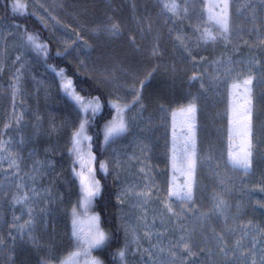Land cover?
<instances>
[{"label": "trees", "instance_id": "trees-1", "mask_svg": "<svg viewBox=\"0 0 264 264\" xmlns=\"http://www.w3.org/2000/svg\"><path fill=\"white\" fill-rule=\"evenodd\" d=\"M62 1L64 10L78 19L81 28L77 26L72 17L66 16L68 24L75 29L77 35L80 37L83 31L91 35L86 41L89 47L86 53L98 67H111L114 64L113 66H117L123 71L130 70L129 76L138 75L140 78H143L145 71L151 70L149 66L159 69L151 86L142 89L143 96L140 102L142 107L138 106L139 109L136 107V112L133 113L132 111L128 114V116H132V113L135 114L138 130L143 131L146 139L128 134L121 136L119 147L124 154L120 161L122 172L118 176L109 170L106 151L101 155L96 146L99 143L101 148L105 149L103 129L111 121L114 109H111V114H109V111L105 110L102 105L95 118L89 120L87 133L93 137L92 150L96 155L94 167L96 176L97 179L101 180V184L106 186L103 189L102 197L99 195L95 198L93 210L99 214L100 226L105 232L116 233L113 241L106 242L103 247L96 249L97 257L102 259L104 264H128L126 257L122 261L118 255V250L124 249L125 238L119 216L121 207L117 196L124 181L127 180L126 182L133 184L132 180L138 173L139 158H134L135 161H132L131 156L140 155L141 152L138 148L147 145V148H150V161H148L151 169L160 167L156 158L159 155L163 158L161 166L165 175L167 168V131L166 128L158 127V124L163 123L165 127V122L167 123L168 112L164 114V110L171 111L183 107L193 96L197 97V147L199 154L194 203L191 211L187 212V216H182L179 222H177L176 217H171L169 220L171 214L167 213L164 208L165 201H162V195L157 194L155 190L147 205V210H149L148 223H153L149 231L161 233L163 236L160 234L159 236L162 239L170 240L180 235V225H183L186 231L194 229L192 240L197 245L198 253H200L195 259L204 256L211 260L212 257L202 250L206 247H215L214 235L219 236L226 233L223 238L229 246H232L240 238L241 229L264 227V208L261 207V202H264V83H261V76L264 74L260 71L261 64L264 63V44L260 45L253 34L250 33L249 35L246 31L241 33L237 39L232 37L229 45H224L222 39L216 41H197L196 39L195 41L196 34L191 33V26L196 25L194 17L173 15L168 17L164 13L158 14L152 0ZM5 2L6 0H0V30H7L10 35L6 38L4 46L0 48V139L3 140L11 134L16 137L17 132L14 130L17 128V124L19 128L21 126L14 119L8 95L9 78L13 71L12 65H15L16 68L19 65L15 62L17 49L20 48L19 32L15 33L17 38H13V30L16 25H19L20 31L26 30L37 37V44L46 43L50 56L57 57V53L64 50L58 44L56 36L24 3L19 1L22 10L13 13L11 11L12 0H8V15L11 19H3ZM141 7H144V10H141ZM108 18H111L118 25L119 35L106 40L103 33L97 31V27L104 25V21ZM132 18L138 22V26L134 27L135 23ZM142 18H146L147 21L144 22ZM127 24L131 28L128 32H126ZM204 24L202 25L203 28ZM90 31L96 32L92 34ZM178 34L183 36V41L182 39H175ZM75 37V35L71 36L73 43H75ZM247 38L250 39L247 40ZM150 39L152 44H149ZM133 48L135 49L133 50ZM235 50L238 53L233 55L232 59L241 58L243 60L238 66H245L244 61L251 63L256 60L261 61L256 71L249 63V70L253 72L255 81L256 115L253 120L252 134L253 163L248 173L233 169L226 163V148L235 145L234 141H227L226 138L227 94L231 77L228 76L225 80L221 79V75H223L221 68L223 67L219 66V62L226 61L231 57V52ZM21 51L25 50L21 49ZM26 51L29 54L24 56V60L27 61V71L30 76L39 77L44 72L58 83L59 76L57 73L59 69L56 65H59L69 69L66 75L72 76L74 87L80 85L85 88V93L82 94L93 89H100L105 92L108 90L104 84L100 83L98 75L93 76L81 69L79 60H73L69 56L66 58L57 57L56 59H48L47 64H45L46 57L43 52L36 49L31 43H29ZM102 52L110 55L103 57L104 63L100 64ZM82 56L86 59V56L83 54ZM192 56H196L197 59L193 60ZM164 63H169L172 70ZM166 68L169 72L165 70ZM78 69L80 70L77 71ZM170 71L175 73V76L178 75V84L168 76ZM193 72L197 74L195 80L192 78ZM87 83H91L93 88L88 89ZM128 84H135L139 88V84L133 78L129 80ZM57 94L63 96V89H58ZM161 105L164 107L163 111H161ZM53 111L55 110H52L51 114L54 116ZM37 113L39 117L43 116L46 123L45 108L41 106ZM56 123H60L58 119L54 121V124ZM5 124H8L11 129L9 127L5 129ZM97 127H99L98 139ZM35 129L33 128L31 135ZM161 134L162 139H160ZM66 137L60 133L51 134L49 138L38 134L24 143L27 144L25 146L26 151H35L37 148L41 151L44 149L49 151L47 158L54 164L53 172L49 175L50 183L53 191L63 195L65 201L68 198L72 200L79 194L78 181L72 172L73 166L69 159L68 150L66 149L61 155L56 156L61 144L66 141ZM0 155L5 157V152L2 149H0ZM101 161L106 164L108 170L100 169ZM2 186L0 188V241H2L0 243V264H13V262L14 264H37V261L45 258L47 251L45 246H48L50 250L54 246V254H60L59 246L56 247V244L54 245L52 242L51 238L54 236L52 233L48 234L53 227L51 223L46 226L49 231L43 229L46 234L44 235L45 241L42 243L31 244L30 241H23L20 237V231L17 230L16 222H12L14 214L21 212V206L13 200V196L18 194L19 188H16V193H10L7 188L6 191L1 190ZM218 193L229 204V210L225 214L209 211L212 209L214 197ZM177 205H179L178 208L174 207L177 211L188 208V205ZM66 207L69 208L68 212H70V203L67 202ZM200 212L208 213L209 218L206 221L193 223L189 218ZM66 221L68 220L64 218L63 224L65 223V229L69 233L70 224ZM63 224L60 225L62 229ZM9 233L12 235L10 236ZM250 238L251 235L245 237L244 242ZM260 238L257 236L258 240Z\"/></svg>", "mask_w": 264, "mask_h": 264}, {"label": "rangeland", "instance_id": "rangeland-1", "mask_svg": "<svg viewBox=\"0 0 264 264\" xmlns=\"http://www.w3.org/2000/svg\"><path fill=\"white\" fill-rule=\"evenodd\" d=\"M20 2L24 3L25 6L29 8V10L34 13L42 22L47 26L50 32H52L56 36V40L60 47L62 49H67L71 55L69 57L73 58V60H79L80 62H83L84 67L81 68L83 71H85L88 74H91L93 76L98 75L100 81L102 79H105L104 73L100 70L101 67L97 66V70L94 72L91 69V65L93 64V61H91V57H89V54H87L88 46H87V39L89 36H91L89 33H85L84 31L81 32V36L77 35L75 32V29L68 24L67 17H72L75 21L78 27H80V24L78 22V19L72 14L66 12L63 7V1L62 0H19ZM155 4V7L157 9L158 14L167 15H173V16H180V17H186V16H192L196 20V25L191 26L192 30L191 33L195 35V41H204L199 39L202 32H204L205 29H208L216 35L215 40L222 39L224 40V45H229L231 38L239 37L241 33L246 31L247 33L253 34V37L256 39V41L260 44H264V40H261L258 38V33L264 32V10L261 9V1L260 0H228L229 3V21H230V33L228 40L223 39L218 35V25L216 24V21L214 19V16L216 13L220 11V6L223 3V0H175V3L180 6L179 11L176 14H173L172 12L168 11L163 7V5L166 3V0H152ZM249 4H254L257 6L256 8V20L253 22L251 20L252 11L248 8ZM186 9V10H185ZM141 10H144V7H141ZM145 12V11H144ZM106 15V13H105ZM146 16V15H145ZM133 17V16H132ZM148 19V17L146 16ZM146 18H142L143 21H147ZM134 21V27L138 26V22L132 18ZM132 22V21H131ZM104 25L107 24H116L111 18H108L106 21H104ZM204 24V28L202 25ZM148 25V23H146ZM81 28V27H80ZM203 28V29H202ZM131 28L129 27V24L126 25V32L130 31ZM237 31H239L237 33ZM92 34L96 31L92 32ZM149 33V32H148ZM235 34V36H232ZM9 32L7 30H0V48L4 46V43L6 41V38L9 36ZM75 37V43H73L71 40V36ZM104 37L107 39H110L111 37L114 38L110 33L104 32ZM153 36V35H152ZM151 36V38H152ZM82 37V38H81ZM80 38V40H79ZM176 40L182 39L183 36L178 34L175 36ZM233 39V38H232ZM250 38H247V40ZM109 41V40H108ZM149 44H152L151 39L149 41ZM192 44H194L192 42ZM135 48H133L134 50ZM238 52L235 50L234 52H231V59L232 56L237 54ZM82 54L86 56V59L83 58ZM227 54V53H226ZM88 57V59H87ZM84 59V60H83ZM233 61V67L236 69L233 73L225 74L224 68H221L223 75H221V79L225 80L228 76L231 77L230 85L228 87V94H227V110H226V116H227V122H226V138L227 141H234L235 145L231 148L236 151H241L245 147V140L239 135H232L230 137V123H229V117L231 114V110L233 105L237 107L243 106L245 103L244 93L242 88H232V84L234 81H242L247 74H252L251 70H249V63L244 61L245 66L239 65L243 62L241 58L238 59H232ZM259 61V60H256ZM15 63V62H14ZM166 66L168 65V68L172 70L171 65L169 63H164ZM259 63H255L254 61L251 63V65L254 67V70L256 71L258 68ZM114 65V64H113ZM107 67L109 70L112 71V74L117 78V80H121L120 85H122V89L120 91V96L122 97L121 103H131L132 102V84H128L129 80L133 78L132 75L127 77L124 76V71L119 69L117 66ZM13 66V65H12ZM81 67V66H80ZM117 67V68H116ZM16 68V67H15ZM13 67V71L11 73V76L9 78L10 84L8 86V95L10 97V104H11V110L14 116V119L17 121V118H19V122L21 126L14 130V132H17L16 137L11 134L8 136L5 141L8 142V147L10 148V154L12 157H18L16 164H12L11 159L9 158V153H5V157L2 159L0 158V188L1 185L2 189L6 191V188L8 192L10 193H16V188L18 187L19 192L18 194H23L24 192H28L29 194V203L26 204L24 202H21V212L19 214L15 215L12 218V222L17 224V227L19 225H23L22 231H20V237L23 239V241L27 240L30 241L31 244H40L44 240V233L43 229L47 230L46 226H49V223L52 224V229L48 232V234L52 233L54 238L52 239V242H54V245L56 244L59 246V250L61 251L60 254H54V246L51 248V250L48 248V246H45L47 251L45 252V258L44 259H51L54 261V264H58L59 261L62 260H68L69 264H84V257L82 254L78 253V246L76 244L75 238H73L71 241H69V235L71 233V209L70 212H68V209L66 207L67 202L70 203V208H72L73 205H76L78 208V212L80 213V220H81V227L86 231L88 228V220L91 214L96 213L93 210V204L95 198H97L99 195L93 198V201L90 205H85L83 197L85 193L83 192L80 183H79V177H76L78 183V191L79 194L76 195L72 200L71 199H64L63 195L56 194L53 191L52 185L50 183V177L49 175L53 172V162L48 160L49 151L47 149L40 150L36 149L35 151H26L25 146L27 144H24L28 139H32L35 137V135L42 134L45 138H49L51 134L57 135L60 133L63 136L66 137V141L61 144V148H59V151H57L56 156L61 155L64 150H68L70 145L67 143L68 135L73 130L71 127V121L74 116V111L69 106L71 104H75L76 102L71 98L67 97L68 105L64 103V101L61 99L62 95H58V88L57 83L55 82L54 78L48 76L44 72L41 73V76H30L27 71V61L23 60L22 65L19 63L18 67L16 69H19V72H16V69ZM167 72L168 69H165ZM165 72V71H164ZM117 74V75H116ZM175 73L170 71L168 73V76L175 80L178 84V75L175 76ZM14 75L18 76L19 78V88L15 91L12 87L13 84L16 83V81L13 79ZM30 76V78H29ZM168 77V79H169ZM128 78V79H126ZM254 78H253V86L252 91L250 93L251 97V109H252V121H251V133L249 136L250 141V151L252 153V134H253V120L255 117V95H254ZM176 84V85H177ZM65 95V94H64ZM114 97H111L109 99H113ZM45 108V114H47L46 123L44 122V118L38 116V111L40 110V107ZM186 106V105H185ZM77 108H79V105H76ZM184 107V106H183ZM139 109V107L137 106ZM182 107L175 108L173 110L165 111L167 113V123L165 122V127L163 123H159L158 127H161V129L166 128L167 131V156H166V163L167 168L164 175L162 164L163 158L159 155L156 156L158 159V164L160 165L154 168V170L151 169V165L149 163L150 159V148H146L144 151L140 150L141 154L136 155L132 157V161H135L134 158H139V168L138 173L135 177V179L132 180L133 184H129L124 181L122 184V188H120V192L118 194H124L123 195V203H121L119 200V205L121 207L120 209V219L122 221L123 230H124V250L126 252V259L128 260V264H152L153 257L150 255L152 252H157L158 248L154 247V245L158 244V241L156 239L157 236H163L161 233H156L155 231H149V228L153 226V223L149 222V210H147V205L150 200V196L155 192L157 194L162 195V201H165V209L166 204L170 200L172 201L173 208H178L179 205L184 206L182 202L177 200L176 197H169L167 195V190L169 187L170 182L173 179V176H175V180L178 183H183L184 177L180 175V173L177 171L175 174L172 170L171 165V153H172V140H173V130H175V134L177 137V144L179 145L180 139L182 138L183 133L186 131V129L183 126V116L180 112V109ZM55 113L53 116L51 114V111ZM137 109L133 111L136 112ZM99 112V111H98ZM97 112V113H98ZM89 113H91V109H89ZM96 113V114H97ZM131 113V112H130ZM129 112H126V117ZM132 113V116L135 117V114ZM58 117H57V116ZM85 113L81 109V116H84ZM115 109L113 111V116L111 118V121L108 123L110 124L112 120L115 118ZM58 119L60 123L54 124V121ZM35 120V121H34ZM38 120V121H37ZM54 120V121H53ZM161 120V118H160ZM40 126V128H39ZM89 126V121L85 125V130L87 133V127ZM78 127V124H77ZM197 113H196V141H197ZM33 128H36L34 133L31 135V131ZM105 128V127H104ZM9 129H11L9 127ZM38 130V131H37ZM104 131V129H103ZM38 133V134H37ZM88 135V133H87ZM123 135V134H122ZM121 135V136H122ZM110 137L108 143H105L103 140V144L105 145L106 155H107V162L109 165V170L114 173L116 176L121 174V156L124 154L123 150L119 147L120 140L122 137ZM9 137H11V140H9ZM162 134L160 135V139H162ZM83 143L86 145L89 143V141L85 140ZM126 147V145H125ZM230 146L226 148V159H228V153H229ZM3 151V150H2ZM198 152V147H197ZM149 160V161H148ZM115 161V162H112ZM120 162V163H119ZM17 164L19 165V168H17ZM230 166L231 164L228 163ZM11 165V166H10ZM93 167H95V161L93 162ZM232 167V166H231ZM95 169V168H94ZM242 172H250L251 168H249L247 171L243 170L242 168H233ZM81 170L79 162L76 164V172H79ZM108 170V168H107ZM197 170H198V164H197ZM73 172V171H72ZM156 172V173H155ZM150 173V175H149ZM197 173V171H196ZM85 174H87L85 169ZM155 181V184H152V182ZM165 184V185H163ZM35 185L36 191L39 193V195H36L33 193V186ZM149 187H145V186ZM48 189V192L45 193L43 190ZM142 193H147L146 197L144 199H140V196ZM45 196L52 197L51 203H49L47 200H44ZM43 200V204L41 205V201ZM29 204H31L33 208V216L35 218L34 223H26L29 221L28 216V207ZM146 205V208L144 207ZM46 209V212H42L41 208ZM85 208H87V211H85ZM43 215L44 222H41L40 216ZM64 218L69 222L70 229L69 233L66 231V226L64 222ZM63 224V229L60 225ZM147 224L149 227H144V225ZM135 227V230L132 231L131 229ZM31 227V233H28V229ZM44 227V228H43ZM126 229H129V231L126 232ZM166 239L165 244L167 243ZM35 241V242H33ZM57 241V242H56ZM104 245L97 246L93 252L92 255L97 257V254H95V251L97 248L103 247ZM167 249L165 248V252ZM73 253H77L76 255H72ZM44 254V253H43ZM136 256H138V259H136Z\"/></svg>", "mask_w": 264, "mask_h": 264}, {"label": "snow or ice", "instance_id": "snow-or-ice-1", "mask_svg": "<svg viewBox=\"0 0 264 264\" xmlns=\"http://www.w3.org/2000/svg\"><path fill=\"white\" fill-rule=\"evenodd\" d=\"M165 9L176 14L179 11L180 6L175 3V0H166V3L163 5ZM261 9L264 10V0H261ZM248 8L252 11L251 20L254 22L256 20V8L257 6L254 4H249ZM22 10V6L19 4V0H12L11 3V11L13 13L19 12ZM186 10V9H185ZM5 15L2 17L3 19H11L8 15V0L5 2L4 8ZM216 24L218 25L219 31L218 35L225 40H228L230 33V21H229V3L228 0H223L222 5L220 6V11L216 13L214 16ZM97 31L104 33H110L112 36L119 35V27L116 24H107V25H99L97 27ZM14 37L17 38L15 33L19 32L20 38V48L17 49V55L15 57V62L20 63L22 65L24 56L29 53L26 51L29 43L34 46L39 51H42L44 56L46 57L45 64H47L48 59H56L57 57H67L70 56L71 53L64 49L63 52H58L57 57H52L49 54L48 46L46 43L37 44V37H35L32 33L27 32L26 30L20 31L19 25H16L13 30ZM216 35L205 29L204 32L201 33L199 39L204 41L215 40ZM82 38V37H81ZM258 38L264 40V32L258 33ZM24 49L25 51H21ZM109 53H101V61L100 64H103V57L109 56ZM193 60H196V56H192ZM255 63H261V61H254ZM81 68L84 67L83 62H79ZM251 63V62H250ZM219 66L224 68L225 74L235 72L236 69L233 67V61L231 58H228L226 61L219 62ZM15 67V65H13ZM59 69L57 75L59 76V82L57 83V88H62L64 91L61 99L64 101L66 105H68L67 97H71L76 103L69 105L74 111V116L71 121L72 131L68 135L67 143L70 145L68 148L69 159L72 162L73 172L75 176L79 177L80 186L85 193L83 200L85 205H90L93 201V198L97 195L102 197L103 189L106 187L101 184V180L97 179L95 169L93 167V162L96 160V155L92 150V141L93 137L91 135H87L85 130V125L89 120L95 118L96 113L101 109L102 105L105 110L109 111L111 114V109H115V118L112 120L110 124H106L103 131V140L105 143H108L109 138L120 137L122 134H128L132 136H137L146 139L144 137L143 131L138 130V126L135 123L136 117L127 116V112H132L135 110L137 106H141L142 100V89L148 88L152 84V80L155 77V74L159 71L158 68H151L150 71H145L143 73V78H140L138 75L133 76V80L139 84V88L132 85V102L131 103H121L122 97L120 96V91L122 89V85H120L117 78L112 74V71L107 67H103L100 70L104 73L105 79L100 81L101 84H104L106 92L100 89L89 90L85 93V88L80 85L73 86L72 76L66 75L69 69L65 67H60L56 65ZM91 69L95 72L97 70V64L93 63ZM78 69L77 71H79ZM130 70H124V76L127 77L128 72ZM261 73L264 74V63L261 64ZM16 72H19V69H16ZM193 80L197 78V74L193 72ZM13 79L16 81L15 84L12 85L14 89V93L19 88V78L14 75ZM261 83H264V75L261 76ZM253 86V75H247L242 81H234L232 84V88H242L245 98V103L241 107H237L233 105L231 114L229 117L230 123V137L232 135H239L245 140V147L241 151H236L230 147L228 153V159L226 163H230L233 168H242L247 171L251 168L253 160L252 153L250 151V141L249 136L251 133V121H252V109H251V97L250 93L252 91ZM88 89H92L93 86L91 83H87ZM203 87V84H201ZM78 89V90H77ZM114 97L113 99H109ZM79 105V108L76 105ZM81 109L85 113L84 116H81ZM89 109H91V113H89ZM164 110L163 105H161V111ZM180 112L183 116V126L186 131L183 133L182 138L180 139L179 145L177 144V137L175 134V130H173V140H172V153H171V165L173 173L175 174L177 171L182 175L185 179L183 183H178L175 180V176H173L172 181L169 184L167 195L169 197H176L177 200L182 202L185 205H188L187 210L181 209L177 211L172 206V201L170 200L166 204L167 213L171 214L169 216V220L171 217H176L177 222L180 221L182 216H187V212L191 211V207L194 203V195L196 188V171L199 154L197 152V141H196V113H197V97L193 96L192 99L187 103L186 106L180 109ZM17 122H19V118H17ZM78 124V127H77ZM5 129L9 127L8 124L4 125ZM97 139L99 137V127H97ZM11 140V137H9ZM89 141L88 144H84L83 141ZM97 149L100 150L101 155H103L104 151L107 149H102L101 145L97 143ZM147 148V145L141 146V151H144ZM0 149L5 153H9V158L12 161V164H16L18 157H12L10 154V148L8 147V142L0 139ZM0 158H3L0 155ZM79 162L81 170L76 172V164ZM115 162V161H112ZM11 166V165H10ZM100 169L107 170L106 164L101 161L99 164ZM17 168L19 165L17 164ZM85 169L87 174H85ZM150 175V173H149ZM155 184V181L152 182ZM146 188L149 186H145ZM45 193L48 192V189L43 190ZM33 193L39 195L36 191L35 185L33 186ZM121 194L117 196V199L123 203V195ZM147 193H142L140 199H144ZM52 197L45 196L44 200H47L51 203ZM13 200L16 204H20L24 202L26 204L29 203V194L28 192H24L22 195L17 194L13 196ZM43 204V200L41 201V205ZM146 208V205L144 206ZM261 207L264 208V202H261ZM229 210V204L224 199L221 194H217L214 197V204L210 212H215L217 214H225ZM42 212H46V209L41 208ZM87 211V208H85ZM28 216L29 221L26 223H34L35 218L33 216V208L31 204L28 207ZM209 218V214L205 212H200L196 214L194 217H191L193 223H199L200 221H206ZM15 219V214H14ZM41 222H44L43 215L40 216ZM100 216L98 213H93L90 215L88 220V228L85 231L81 227L80 213L78 212V208L76 205H73L71 208V233L69 235V241L75 238L76 244L78 246V253L82 254L84 259V264H104V261L96 256L92 255L93 250L97 246L105 245L106 242L113 241L115 239L116 233L109 234L105 232V230L100 226ZM163 223V221H162ZM144 227H149V225L145 224ZM23 225H19L17 227L18 232L22 231ZM31 227L28 229V233H31ZM135 230V227L131 229ZM129 229H126V232ZM194 229L185 230L183 225H180V235L173 237V239L167 240L165 244V239H162L160 236H157L156 239L158 241L157 245L154 247L158 248L157 252H152L150 255L153 257L152 264H264V227L260 228H249L247 230L241 229V236L239 239L235 241V244L229 246V244L224 240L223 236L225 234H221L219 236H213L215 240L214 248H205L202 251L208 253L209 256L212 257L211 260H208L207 257L201 256L200 259H195L200 253L197 251V245L192 240V232ZM231 231V230H230ZM255 233V234H252ZM11 236L12 233H9ZM251 235L250 240L245 241V237ZM257 236L261 238L258 240ZM35 242V241H33ZM2 243V241H0ZM54 243V242H53ZM165 248L167 251L165 252ZM55 251V250H53ZM77 253H73L72 255H76ZM118 255L123 261L126 252L124 249L118 250ZM231 257V258H229ZM14 264V262H13ZM37 264H54V261L51 259H43L37 261ZM58 264H69L68 260L59 261Z\"/></svg>", "mask_w": 264, "mask_h": 264}]
</instances>
